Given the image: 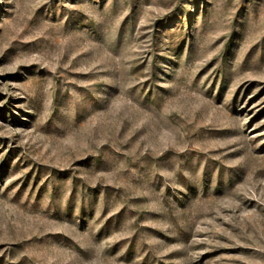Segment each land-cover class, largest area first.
<instances>
[{
  "label": "rangeland",
  "instance_id": "obj_1",
  "mask_svg": "<svg viewBox=\"0 0 264 264\" xmlns=\"http://www.w3.org/2000/svg\"><path fill=\"white\" fill-rule=\"evenodd\" d=\"M0 264H264V0H0Z\"/></svg>",
  "mask_w": 264,
  "mask_h": 264
}]
</instances>
